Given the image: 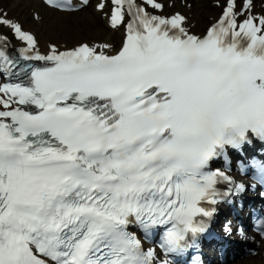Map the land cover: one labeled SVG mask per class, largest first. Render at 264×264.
<instances>
[{
	"label": "snow or ice",
	"instance_id": "1",
	"mask_svg": "<svg viewBox=\"0 0 264 264\" xmlns=\"http://www.w3.org/2000/svg\"><path fill=\"white\" fill-rule=\"evenodd\" d=\"M46 2L65 12L89 5ZM112 3V28L130 17L116 54L84 44L42 55L0 13L27 42L22 59L44 62L20 65L0 50V74L20 80L0 84V264H156L128 226H163L161 247L181 251L204 231L197 218L211 215L201 202L216 204V185L230 182L209 162L250 136L264 140V17L251 15L252 0L239 11L228 0L204 38L180 14Z\"/></svg>",
	"mask_w": 264,
	"mask_h": 264
},
{
	"label": "bare ground",
	"instance_id": "2",
	"mask_svg": "<svg viewBox=\"0 0 264 264\" xmlns=\"http://www.w3.org/2000/svg\"><path fill=\"white\" fill-rule=\"evenodd\" d=\"M0 1H6L3 7L5 10L10 11L9 17L19 19L26 24L27 29L33 31L36 34L39 41V47L43 50H49L51 45H77L82 39V34L80 32H88L91 37L90 42L104 43V45L110 46L112 45V36L114 35L115 31L109 29L108 38L102 37L101 34L99 35L98 30H104V27L107 26V23L106 20L104 22L98 21V14L93 10V6V11H89L91 5H88L87 8H84L83 10L76 13H61L49 9V13H41V21H38V23H30L26 13L27 11L31 12L34 10H40L42 4L39 0ZM176 8H180L178 4H175L174 9L172 10H175ZM180 9L182 11L186 10L185 8ZM216 13L217 9L212 7L210 0H200L199 2H194L193 8L190 11H187V14L190 15V23L194 24L193 31L199 33L204 25L206 29L210 23V18L216 16ZM95 37L102 38L95 39ZM263 253L264 239L261 243V246L259 247V252L255 257H251L240 262H235L233 264H264V256L262 255Z\"/></svg>",
	"mask_w": 264,
	"mask_h": 264
},
{
	"label": "rangeland",
	"instance_id": "3",
	"mask_svg": "<svg viewBox=\"0 0 264 264\" xmlns=\"http://www.w3.org/2000/svg\"><path fill=\"white\" fill-rule=\"evenodd\" d=\"M5 3H6V1H0V7H3L5 5ZM217 9L220 11L219 8H217ZM89 11H91V9ZM38 12L40 14L41 13L46 14V13H49V10L46 9V8L41 7V9ZM26 15L28 16V21L30 23H35V21L33 20L32 16H31V12H28L27 11ZM98 21L99 22L100 21L104 22V20L102 18H100L99 15H98ZM23 24H25V23H23ZM25 27H26V24H25ZM104 28H105L104 30H98V33H99V35L101 34L102 37L108 38V32H109V30L107 29V27H104ZM202 29L203 30L205 29V25H204V27ZM80 33L82 34L81 42H83V41H90L91 40L90 34L88 32H86V33L80 32ZM121 37H122V35L120 34V32H115L114 35L112 36V38H114V40L117 39V38H121ZM101 38L100 37H95V39H101Z\"/></svg>",
	"mask_w": 264,
	"mask_h": 264
}]
</instances>
